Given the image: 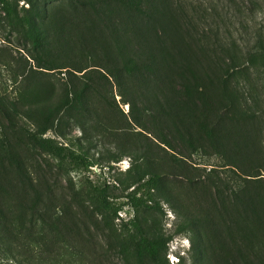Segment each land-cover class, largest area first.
<instances>
[{
  "label": "rangeland",
  "instance_id": "obj_1",
  "mask_svg": "<svg viewBox=\"0 0 264 264\" xmlns=\"http://www.w3.org/2000/svg\"><path fill=\"white\" fill-rule=\"evenodd\" d=\"M102 1L106 0H0V264H125L118 243L133 241L136 232L130 221L135 219L147 232L172 237L170 264L203 263L200 248L209 254L211 264H261L264 189H250L256 197L248 224L252 236L239 230L231 237L214 231L211 240L198 230L178 234L183 229L180 215L208 214L218 219L222 215L218 202L229 201L232 191L239 194L245 184L227 166L228 150H214L204 140L209 120H191L188 133L180 121L166 118L165 98L180 104L174 105L176 113L186 105L180 96L175 98L182 91L179 81L160 87L151 80L136 87L120 80L116 52L112 44L107 46L112 36L103 28L102 14L108 12L102 11L109 7ZM108 2L113 9L119 3ZM168 2L160 9L173 18L184 0ZM94 8L101 11L95 13ZM260 18L264 21V16ZM177 25L188 43L184 48L154 36L156 48L159 45L172 62L187 49L196 55L187 27ZM38 26L49 31L48 53L35 46L32 31ZM157 31L164 36L165 25ZM73 85L89 92L88 112L76 114L87 133L55 121L42 136L46 118H39L38 126L23 112L53 111L56 119L66 116L61 104ZM215 94H209L211 107L218 106ZM42 138L83 153L89 168L75 169L69 158L41 147ZM123 153L128 156L115 162L113 157ZM239 159L233 158L234 163ZM148 163L162 173L160 189L152 202L136 209L132 198ZM137 197L147 200L145 191ZM105 200L119 207L117 217L99 210ZM216 206L219 212H214ZM129 247L133 249L132 244Z\"/></svg>",
  "mask_w": 264,
  "mask_h": 264
},
{
  "label": "trees",
  "instance_id": "obj_2",
  "mask_svg": "<svg viewBox=\"0 0 264 264\" xmlns=\"http://www.w3.org/2000/svg\"><path fill=\"white\" fill-rule=\"evenodd\" d=\"M118 1L114 9L108 0L102 1L104 6L106 4L109 7L108 10L102 11L108 12L102 16L106 26L103 28L112 36V42L107 46L112 44L116 52L114 60L119 66L120 80L126 79L130 85L136 87L151 80L159 83L160 87H170L179 81L182 91L176 92L175 98L180 96L181 103L185 100L186 105L176 113L174 105L180 107V104L175 102L173 105L170 99L165 98L162 107L166 118L180 121L186 126L188 133L193 127L191 120H209L204 140L208 141L214 150H228L226 164L231 170L239 173L245 184L239 194L232 191L233 195H229V201L216 200L222 213L218 219L215 215L208 214L199 218L187 214L180 215L183 219V229L178 231V234L187 233L188 230L195 234V230H198L211 240L214 231H222L231 237V234L239 230L238 232H244L246 237L252 236V226L249 229L248 224L253 219L251 207L254 206L256 197L251 195L250 189H264V178H260L264 175V21L260 18L264 16V0H184L173 18L167 17V13L160 9L162 5L169 3V0ZM104 9L105 7L102 10ZM93 11L99 13L101 10L94 8ZM168 18L170 21H167ZM179 22L187 27L192 41L190 44L195 46L196 55L192 53V46H189L191 49H187L186 54L180 53V58H175L172 62L160 46L156 48V45L158 40H166L165 42L175 48L188 45L185 35L177 25ZM163 24L166 32L161 36L157 27ZM228 28L236 30L240 37H234L232 30ZM32 36L36 48L42 53H48V29L33 27ZM102 44L100 42V45ZM77 87L73 85L61 104L66 116L56 119L53 117V111L46 113L41 110L24 111L23 114L38 126H41V123L37 122L38 119L46 118L42 136L54 127L55 121L58 125L66 121L68 125L80 127L87 133V126L77 119L76 114L88 112L89 100L87 101L86 94L89 92ZM214 92L218 106L211 107L209 96ZM71 95L74 99H71ZM200 109H205V113L198 115ZM16 112L20 113L19 110ZM174 115H177V119ZM247 129L251 132L253 129L256 134L252 132L253 135L250 136L246 132ZM39 144L59 157L72 160L75 169L89 168V162L83 153L70 151L66 147H56L50 139L42 138ZM127 154L114 156L113 159L120 162L128 156ZM235 157L241 158L240 163H234ZM161 176V171L153 163L146 164L139 178L141 185L132 198L136 209L146 207L147 203L152 202L153 193L160 189ZM142 191L146 192L147 200L138 199L137 195ZM219 199L221 198L218 197ZM98 208L103 211V215L105 212H113L117 217L120 212L119 207L106 200L103 208L99 205ZM214 212H219L218 206ZM105 222L108 224L107 218ZM130 224L136 232L133 241L118 243L125 264H148V261L153 264H170L167 254L172 237L147 232L136 219L131 220ZM109 230L111 231V228ZM249 243L247 248L252 249V243ZM130 244L133 245L132 250ZM204 245L207 246V241ZM200 250L203 261L201 264H211L209 254L203 248ZM5 252L9 253V249ZM261 264L264 262L261 261Z\"/></svg>",
  "mask_w": 264,
  "mask_h": 264
}]
</instances>
